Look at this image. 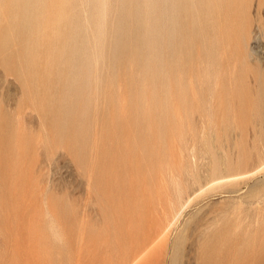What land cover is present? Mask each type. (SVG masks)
Listing matches in <instances>:
<instances>
[{"label":"rangeland","instance_id":"rangeland-1","mask_svg":"<svg viewBox=\"0 0 264 264\" xmlns=\"http://www.w3.org/2000/svg\"><path fill=\"white\" fill-rule=\"evenodd\" d=\"M263 163L264 0H0V264H264Z\"/></svg>","mask_w":264,"mask_h":264},{"label":"bare ground","instance_id":"bare-ground-1","mask_svg":"<svg viewBox=\"0 0 264 264\" xmlns=\"http://www.w3.org/2000/svg\"><path fill=\"white\" fill-rule=\"evenodd\" d=\"M264 168V163L257 167V172L261 171ZM255 170V169H254ZM253 172V171H252ZM255 172V171H254ZM253 172V173H254ZM250 177V176H249ZM191 197V196H190ZM258 203H264V196L258 199ZM258 205V204H257ZM234 206V205H233ZM260 207V206H258ZM235 208V207H234ZM259 209V208H258ZM237 215V214H236ZM244 219V218H243ZM257 220V219H256ZM241 221V220H240ZM251 222V221H250ZM251 224V223H250ZM251 229V228H250ZM210 230V229H209ZM193 231V230H192ZM192 252V251H191ZM190 260V259H189Z\"/></svg>","mask_w":264,"mask_h":264}]
</instances>
